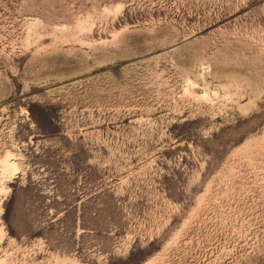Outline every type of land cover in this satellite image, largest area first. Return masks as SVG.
Here are the masks:
<instances>
[{"label": "rangeland", "instance_id": "rangeland-1", "mask_svg": "<svg viewBox=\"0 0 264 264\" xmlns=\"http://www.w3.org/2000/svg\"><path fill=\"white\" fill-rule=\"evenodd\" d=\"M0 264H264V0H0Z\"/></svg>", "mask_w": 264, "mask_h": 264}]
</instances>
